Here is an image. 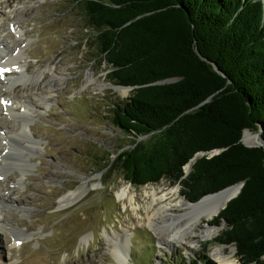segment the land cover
Here are the masks:
<instances>
[{
    "label": "trees",
    "instance_id": "obj_1",
    "mask_svg": "<svg viewBox=\"0 0 264 264\" xmlns=\"http://www.w3.org/2000/svg\"><path fill=\"white\" fill-rule=\"evenodd\" d=\"M73 7L108 79L134 87L110 117L130 144L111 163L101 160L103 176L117 170L134 187L166 180L192 203L243 183L209 223L224 225L215 241L234 246L240 264H264V149L241 142L260 124L264 141L262 1L74 0ZM215 150L222 151L196 159L184 177L196 154ZM173 264L215 263L204 255Z\"/></svg>",
    "mask_w": 264,
    "mask_h": 264
},
{
    "label": "rangeland",
    "instance_id": "obj_2",
    "mask_svg": "<svg viewBox=\"0 0 264 264\" xmlns=\"http://www.w3.org/2000/svg\"><path fill=\"white\" fill-rule=\"evenodd\" d=\"M73 1L0 0V41L11 47L16 44L13 54L0 45L3 62L17 61L33 69L53 64L64 70V81L52 96L32 98L28 128L38 142L29 156L32 167L23 174L12 169L18 176L7 189L16 192L0 194L18 199L29 186L40 190H28L30 200L21 207L0 205L1 215L18 221L19 229L25 232V238L18 240L7 226H0V248L12 264H121L112 253L114 246L117 254L127 255L123 264H168L171 260L192 263L204 255L217 264L211 257L212 250L224 247L228 252L233 248L215 241L224 225H211L209 221L210 226L218 228L215 238L202 241L189 237L197 242L191 247L185 243L161 244L147 226L144 208L149 200L142 196L143 188L156 184L163 190L175 188L177 196L170 199L176 202L184 198L179 184L161 180L134 187L117 170L105 176V170L100 171L105 166L102 159L111 163L130 144L128 137L112 127L110 117L111 108L127 99L131 90L125 88L127 92L122 95L117 89L120 87L108 79L109 68L92 48L90 32L84 30V20ZM8 18L17 25H8ZM87 77H91L89 84H85ZM82 185L87 190L76 203L63 208L57 205ZM127 187L134 194L133 202L130 194L118 197ZM172 210L176 215L177 209ZM201 228L203 224L196 231ZM235 251L233 258L240 264Z\"/></svg>",
    "mask_w": 264,
    "mask_h": 264
},
{
    "label": "bare ground",
    "instance_id": "obj_3",
    "mask_svg": "<svg viewBox=\"0 0 264 264\" xmlns=\"http://www.w3.org/2000/svg\"><path fill=\"white\" fill-rule=\"evenodd\" d=\"M7 23L11 27L17 25L10 18L7 19ZM2 25H0V28ZM7 37H11V35H7ZM0 45L12 54L15 52L16 44L11 47L6 41L1 40ZM3 60L4 57H1L0 64L2 63L3 65H0V67L3 69V72L0 73V100L2 99L0 103V175H2L0 177V192H12L15 194L16 191L14 189H7V184L14 182L15 177L18 176L12 169L20 170L22 174L28 172L32 167L29 156L34 153L38 146L34 134L28 128L30 119L29 109L33 106L32 98L40 95H44L45 98L52 96L55 88L59 87L64 81V70L57 68L53 64L33 69L29 64L21 65L20 63H16L17 61L5 63ZM90 82L91 77H87L85 84H89ZM3 83L5 86H1ZM117 89L122 95H125L127 92L125 88ZM18 106H20V109L17 108ZM242 139L246 146H252L257 143L255 133H250V131H245ZM189 166L187 165L184 168L188 170ZM45 172L51 175V172ZM42 174H44L43 171ZM237 189V186L231 187L206 197L198 204H190L184 198H180L176 202H174V199H170L174 195L177 196V189L175 188L163 190L157 184L146 186L143 188L142 196L149 200L146 203V208H144L147 226L161 244H168L169 246L184 243L191 244L190 247L196 245L195 239L189 240V237L202 241L213 240L217 235L218 228L210 226L208 222L217 216L215 214L219 212L228 198L236 193ZM28 190L38 192L40 189L29 186L26 194L23 193L22 197L18 199L13 198L11 195L0 194V205L6 204L21 207L25 200H30ZM86 190L87 187L85 185L78 187L62 197L57 205L62 208L73 205ZM130 193H132L131 187L123 188L118 197L122 199ZM168 198L169 200L165 202ZM129 200L130 202L135 200L134 194H130ZM173 208L178 211L176 215L174 213L176 211L172 210ZM158 220L161 221L159 222ZM162 220L164 221L162 222ZM18 224V221L16 222L12 217L3 216L0 213V226L3 228L7 226L6 230L11 233L14 239L21 240L25 238V232L19 229ZM201 224L204 225V228L196 231ZM112 253L121 264L126 261L127 255L123 254L120 256L117 254L115 246L112 248ZM233 255L234 249L232 247L229 248L228 252H225L224 247H216L211 252V257L217 264H238L234 260ZM0 264H12L8 255L1 248Z\"/></svg>",
    "mask_w": 264,
    "mask_h": 264
},
{
    "label": "water",
    "instance_id": "obj_4",
    "mask_svg": "<svg viewBox=\"0 0 264 264\" xmlns=\"http://www.w3.org/2000/svg\"><path fill=\"white\" fill-rule=\"evenodd\" d=\"M262 1V8H263V17H264V0H261ZM167 82V81H166ZM162 83H164V82H161L160 84H162ZM168 83V82H167ZM118 87H120V88H127V89H130V90H132V89H134V87H122V86H118ZM245 131H248V130H244L243 132H242V137H243V134H244V132ZM263 132V125L262 124H260L259 125V130H258V132L257 133H255V135H256V137H257V143L255 144V145H252V146H246V145H244L243 143V145L244 146H246V147H248V148H254V147H263V149H264V141H263V139L261 138V133ZM242 137H241V140H242ZM242 142V141H241ZM222 150H215V151H211V152H207V153H198V154H196L187 164H186V166L187 165H190L189 166V168H188V170H185V168H183V171H184V177H186L188 174H189V172L191 171V166H192V164L196 161V159H198V158H200V157H202L203 155H207V157L208 158H210V157H212V156H214V155H217L219 152H221ZM185 167V166H184ZM183 177V178H184ZM238 187V189H237V191H236V193L234 194V195H232L230 198H228V200H227V202L221 207V209L219 210V212L221 211V210H223L225 207H226V205H227V203L229 202V201H231L232 199H234L238 194H239V192H240V190H241V188H242V186H243V183H238V184H235V185H232V186H229V187H227V188H225V189H228V188H231V187ZM225 189H222V190H220V191H218V192H216V193H213V194H208V195H205V196H203L202 198H200L198 201H196V202H189L190 204H198L199 202H201L202 200H204L206 197H209V196H212V195H214V194H217V193H219V192H221V191H223V190H225ZM186 200V199H185ZM187 201V200H186ZM218 212V213H219ZM218 213L217 214H215V215H218ZM233 249H234V251L236 250L235 249V247L233 246ZM236 252V251H235Z\"/></svg>",
    "mask_w": 264,
    "mask_h": 264
}]
</instances>
